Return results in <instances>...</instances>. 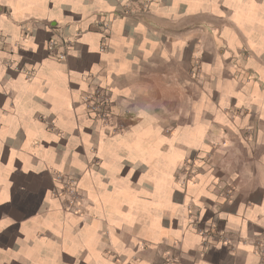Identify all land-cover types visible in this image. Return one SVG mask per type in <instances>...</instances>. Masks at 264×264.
<instances>
[{
  "label": "crops",
  "instance_id": "obj_1",
  "mask_svg": "<svg viewBox=\"0 0 264 264\" xmlns=\"http://www.w3.org/2000/svg\"><path fill=\"white\" fill-rule=\"evenodd\" d=\"M132 1L0 0V264H261L264 0Z\"/></svg>",
  "mask_w": 264,
  "mask_h": 264
},
{
  "label": "built area",
  "instance_id": "obj_2",
  "mask_svg": "<svg viewBox=\"0 0 264 264\" xmlns=\"http://www.w3.org/2000/svg\"><path fill=\"white\" fill-rule=\"evenodd\" d=\"M148 1L131 2L123 7L121 10L122 15H129L131 9L136 11L147 10ZM68 41V40H67ZM66 41H64L65 43ZM55 47V41L50 40L48 43V49L52 50ZM58 58H64V53H59ZM114 99L111 93L105 91L100 87H94L92 90L87 91L81 95V105L87 116L96 120L100 124L109 127L112 131H115L121 127V124L117 122V114L114 110ZM127 116L129 113L124 112ZM185 178L192 177L193 171H195L196 164L194 161H185L183 163ZM55 188L54 193L66 196L67 208L76 209L79 202L82 200V196L78 191L77 182L72 177H66L62 173H55ZM231 189L229 190V192ZM259 255L261 264H264V239L259 243Z\"/></svg>",
  "mask_w": 264,
  "mask_h": 264
},
{
  "label": "rangeland",
  "instance_id": "obj_3",
  "mask_svg": "<svg viewBox=\"0 0 264 264\" xmlns=\"http://www.w3.org/2000/svg\"><path fill=\"white\" fill-rule=\"evenodd\" d=\"M141 1H148V8H149V5H150V1L149 0H141ZM132 2H134V1H132ZM135 2H139V1H135ZM148 8H147V10H148ZM147 10H141V11H147ZM137 13H138V10L136 11ZM129 14H131V12L129 13Z\"/></svg>",
  "mask_w": 264,
  "mask_h": 264
}]
</instances>
